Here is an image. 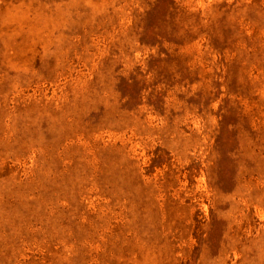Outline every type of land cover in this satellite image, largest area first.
Returning <instances> with one entry per match:
<instances>
[{
	"label": "rangeland",
	"instance_id": "rangeland-1",
	"mask_svg": "<svg viewBox=\"0 0 264 264\" xmlns=\"http://www.w3.org/2000/svg\"><path fill=\"white\" fill-rule=\"evenodd\" d=\"M0 264H264V0H0Z\"/></svg>",
	"mask_w": 264,
	"mask_h": 264
}]
</instances>
